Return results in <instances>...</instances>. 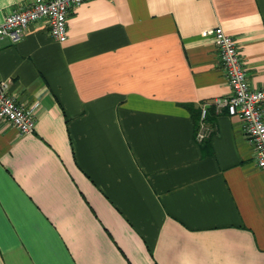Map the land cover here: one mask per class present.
<instances>
[{
  "label": "crops",
  "instance_id": "0c3cea01",
  "mask_svg": "<svg viewBox=\"0 0 264 264\" xmlns=\"http://www.w3.org/2000/svg\"><path fill=\"white\" fill-rule=\"evenodd\" d=\"M0 0V19L17 4ZM264 85V0H85L0 38V80L34 129L0 121V264H264V169L204 29ZM208 104L196 139L184 104Z\"/></svg>",
  "mask_w": 264,
  "mask_h": 264
},
{
  "label": "built area",
  "instance_id": "2783aa9c",
  "mask_svg": "<svg viewBox=\"0 0 264 264\" xmlns=\"http://www.w3.org/2000/svg\"><path fill=\"white\" fill-rule=\"evenodd\" d=\"M84 1L30 0L17 4L0 19V38L8 37L13 42L18 41L31 22L45 19L52 38L62 42L67 35L69 14ZM201 34L213 39L231 89L229 96L216 99L214 104L225 106L229 115H237L242 120L245 136L255 150L257 166L264 169V85L253 87L249 84L237 43L221 26L204 29ZM39 104L37 99L28 105L19 103L9 93L3 80H0V121L11 123L21 134L33 131L35 111ZM207 112L208 104L205 103L200 106L197 140L210 134L204 123Z\"/></svg>",
  "mask_w": 264,
  "mask_h": 264
},
{
  "label": "trees",
  "instance_id": "16d2710c",
  "mask_svg": "<svg viewBox=\"0 0 264 264\" xmlns=\"http://www.w3.org/2000/svg\"><path fill=\"white\" fill-rule=\"evenodd\" d=\"M184 105L191 113V117L194 120L195 124L197 125L199 121V116H200V109L195 108L192 104H184Z\"/></svg>",
  "mask_w": 264,
  "mask_h": 264
}]
</instances>
